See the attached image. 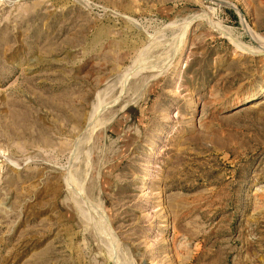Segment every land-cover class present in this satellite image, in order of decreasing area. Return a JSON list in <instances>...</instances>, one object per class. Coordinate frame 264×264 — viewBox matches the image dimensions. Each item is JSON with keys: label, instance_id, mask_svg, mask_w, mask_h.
<instances>
[{"label": "rangeland", "instance_id": "374dc122", "mask_svg": "<svg viewBox=\"0 0 264 264\" xmlns=\"http://www.w3.org/2000/svg\"><path fill=\"white\" fill-rule=\"evenodd\" d=\"M214 1L0 0V264H264V0Z\"/></svg>", "mask_w": 264, "mask_h": 264}, {"label": "bare ground", "instance_id": "6f19581e", "mask_svg": "<svg viewBox=\"0 0 264 264\" xmlns=\"http://www.w3.org/2000/svg\"><path fill=\"white\" fill-rule=\"evenodd\" d=\"M211 1H214V0H211ZM216 2H218V3H221L220 1H218V0H215L213 3H216ZM231 6V5H230ZM231 8V7H230ZM234 10V9H233ZM239 12V11H238ZM240 13V12H239ZM195 18V17H194ZM197 18V17H196ZM207 19V18H206ZM241 20H242V22H243V24H244V26H246V21L244 20V17H243V15H241ZM191 21V20H190ZM241 22V23H242ZM212 26V25H211ZM243 26V25H242ZM212 27H214V26H212ZM218 26H216L215 28H217ZM218 31H219V29H217ZM251 30V29H250ZM247 31V30H246ZM222 32V31H221ZM220 33V32H219ZM223 33V32H222ZM222 33H221V35H222ZM224 35H226L225 33H223ZM252 35V34H251ZM254 35V34H253ZM253 38V37H252ZM229 39V38H228ZM232 39V38H231ZM253 39H255V38H253ZM230 40V39H229ZM233 42V41H232ZM258 43V42H257ZM237 44V43H236ZM259 45H260V47L262 48V53H264V42H261V43H259ZM240 46V45H239ZM241 47V46H240ZM239 49V48H238ZM247 49V48H246ZM249 49H247L246 51H248ZM241 51H242V49H241ZM243 53V52H242ZM263 93V95H264V90L262 91ZM262 95V96H263ZM257 96V95H256ZM255 97V96H254ZM93 114V113H92ZM97 130V129H96ZM92 133V132H91ZM91 136V135H90ZM86 176V175H85ZM77 186V185H76ZM75 186V187H76ZM83 189V188H82ZM77 191V190H76ZM80 192V191H79ZM82 193V192H81ZM82 195V194H81ZM85 197V195L83 196V198ZM89 202V201H88ZM97 209V208H96ZM91 210V209H90ZM96 212V211H95ZM102 218V217H101ZM100 218V219H101ZM104 219V218H103ZM105 220V219H104ZM103 222V221H102ZM105 222V221H104ZM95 231V230H94ZM108 236V235H107ZM110 241V240H109ZM109 243V242H108Z\"/></svg>", "mask_w": 264, "mask_h": 264}, {"label": "water", "instance_id": "95a60500", "mask_svg": "<svg viewBox=\"0 0 264 264\" xmlns=\"http://www.w3.org/2000/svg\"><path fill=\"white\" fill-rule=\"evenodd\" d=\"M255 102H257V101H255Z\"/></svg>", "mask_w": 264, "mask_h": 264}]
</instances>
